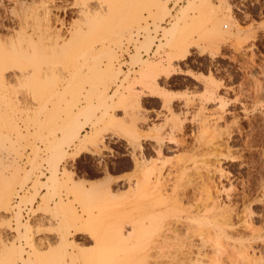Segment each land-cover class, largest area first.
<instances>
[{"label": "rangeland", "instance_id": "rangeland-1", "mask_svg": "<svg viewBox=\"0 0 264 264\" xmlns=\"http://www.w3.org/2000/svg\"><path fill=\"white\" fill-rule=\"evenodd\" d=\"M82 1L0 4V22L8 26L0 24V264H228L229 249L209 250L193 263L181 250L149 248L157 233L136 243L130 187L140 151L131 132L141 106L142 131L166 122L164 135L175 134L166 151L173 157L189 152L176 139L193 143L205 122L204 138L222 136L229 151L218 156L223 172L213 171L212 153L203 155L201 172L211 166L222 192L232 187L227 195H235L238 214L244 192L253 199L254 223L263 230L264 0H183L173 9L160 0L165 13L155 0H105L111 8L101 11L84 9ZM47 2L58 33L47 26ZM51 30L54 39L46 40ZM145 61L157 69L145 71ZM83 139L95 145L79 152ZM142 142V153L153 154L152 141ZM72 181H81L87 196L66 185ZM19 209L21 224L33 227L22 228L24 236Z\"/></svg>", "mask_w": 264, "mask_h": 264}, {"label": "bare ground", "instance_id": "bare-ground-1", "mask_svg": "<svg viewBox=\"0 0 264 264\" xmlns=\"http://www.w3.org/2000/svg\"><path fill=\"white\" fill-rule=\"evenodd\" d=\"M155 1H156L155 6L159 10L161 9L165 10L164 13L168 11L166 1L165 2H162L160 0H155ZM194 1L198 2V1H203V0H194ZM1 2L2 0H0V4ZM21 2L25 3L26 6L29 7L31 6V4H34L33 2H35V0H32L30 2L27 0H21ZM82 2L83 3H81V6L87 10L88 9L91 10L96 7V8H99L101 11V10L108 9L111 6L105 0H86L85 2L84 1ZM189 3H190L189 7H191V4H192L191 1L188 2V4ZM49 4L51 7H49L48 2L46 3V8H47V11H46L47 13H45L46 19H47L46 23L48 24L47 26L50 29H53V31H55L52 26L53 22H51L52 19L54 18H52L53 15L51 16V13H50L52 12L51 9L53 6L51 5V3ZM193 4L195 5V3ZM178 5H180V3ZM187 6L188 5L186 6L184 5V8L182 9V12L180 13V15L184 13V11L186 10L185 8ZM187 11H188V8H187ZM57 19H60V18H57ZM0 24H1V27L2 26L8 27L3 22L2 23L0 22ZM176 24H178V21H176V23L173 25L176 27ZM53 31L51 30L49 32L50 34L48 35L45 34L48 37V38L46 37V40L54 39V33L57 31L55 32ZM146 33H147V36H145V40L148 42L152 41L150 30L148 29ZM31 35H32L31 36V39H32V37L34 36V33H32ZM0 37H1V34H0ZM26 39L28 38H25V40ZM54 43H56V41H54ZM41 48L43 49L44 47H41ZM1 51L2 50L0 49V52ZM3 54H5V52H3ZM40 54H42V52H40ZM5 55H3V57H7ZM135 55L137 57H140L139 51H137ZM4 60H6V58ZM7 60L9 62L8 58ZM4 62L8 63L7 61H4ZM155 64L152 63L151 61H145L142 68L145 71L149 72V70L157 69V65ZM7 66H9V64ZM1 67L2 66H0V68ZM10 68L12 71L13 70L18 71L17 73L19 74L25 71V68H21L19 70L12 69V66ZM128 96L131 97L132 95H128ZM137 102H138V99H137ZM140 107L141 106H138L137 110L134 113L136 116L134 131L132 130L131 132V130H129L132 133V135L135 136L134 138L136 139L135 146L136 148H138V151H140L138 156L134 154L136 156L134 160L135 181L133 185L130 187L131 194L133 193V196L135 199L134 214H133L134 215L133 231L135 233L136 243L140 244V246L146 245V243L143 241V238L147 235H154L155 233H157L158 237L154 239L155 241L151 240L152 242L154 241V243H153V246H150L152 244L150 242L149 248L156 247L157 249L161 251H167V252H169L170 249H174V251H177V249L178 251L181 250L182 252H184L183 254L187 253L188 255L189 253L186 259H189L187 261H190L193 263H199L201 259L200 256H202L204 253L208 254L209 250L212 252L215 251L216 253L219 254L229 249V251L231 250L232 252V254L229 255L231 256L229 257L231 259V260L229 259L230 260L229 263L231 264H264V229L261 230L259 226L257 228L254 223L253 210L251 208V204H252L251 200L253 199H250V197H248V195L244 192V200H242L243 201L242 203L243 204V207H242L243 215L238 214V211L236 212L234 208V205L237 204L236 203L237 201L235 200L236 198L235 195L233 196L232 192L231 194L229 192L227 195V191L231 190L232 187L231 189H227V191H223L224 194L227 195L226 198L225 197L223 198L224 194L222 195L223 193L222 190L220 189L218 184L214 182L215 179L213 180V173H210V171L213 170V167H211L209 164L210 162L208 163V165L206 164L207 166H210V167L208 168L206 166L208 169L207 171L205 170L206 171L205 173L201 172V169H200L202 165L201 161L203 160L202 157L204 158L203 155L212 153L214 160L211 158L210 159L208 158L207 160H211V161L213 160V162L211 163L212 166L214 165L215 167L214 168L215 170L213 171L216 172L219 170L223 172V169L221 170L220 168L221 165L219 163L220 160L218 156L223 154L224 150L228 149L227 145L229 144L227 140L225 139L226 141H224L220 133L219 134L221 137L218 138L219 141L217 139L213 140L212 137L211 138L209 137L210 139L207 140L206 135H204L206 131L205 130L206 123L203 122L200 124L197 133H195L194 135L195 140L194 142L192 141L193 143H187L185 139L184 140L182 139L181 141L176 139V145L181 146V148L184 146H188L189 152L188 153L186 152L187 153L186 155L177 154V156L171 157L168 154H166V151L171 148V146L168 143L175 142L173 141V136L175 134L172 136V133L169 132V130L172 128H169V130L166 131V132L171 133L169 134L168 137L165 136L163 133V127H164L163 125L166 122L164 124H162V122L161 123L153 122V124H151L147 128L148 130H146V132L142 131L143 127L141 126V121L143 120V117H142L143 112H141ZM158 116L159 115L157 113L156 117ZM179 125L181 126V124ZM179 125L177 126V128L179 127ZM173 128L175 129V127ZM181 129L178 128L177 131ZM171 131L174 132L173 129ZM143 132H145L146 134ZM79 134H80V131L76 132L75 135L79 136ZM144 137L149 138L152 141L151 149L153 150V154L148 153L147 155H144V153H142V150H143L142 139ZM215 138H217V136ZM90 144L95 145V142L93 139H90L89 142L85 141L84 139L80 141L78 145L79 152L89 149ZM203 144H206V146H204ZM204 162H207V161H204ZM210 168H212V170ZM57 176H58V165H55L53 169V177L56 178ZM68 176H70V173ZM81 181L79 182V184L78 183L72 184V183H75V181L74 182L72 181L70 185L68 182H66V185L70 186V188H72L74 192L76 193L78 192V194L80 195L79 192L82 191L83 193V188H85L83 187ZM260 184H261L260 185L261 194L258 196H259V200L261 202H264V175L262 177ZM222 188L224 189V186ZM83 194L86 195V190H85V193ZM234 214H237L239 219L234 220ZM17 219H18L17 229L20 233V236L23 234L24 230L27 231V229L28 230L33 229V227L30 228L26 224L25 225L21 224L20 209L17 214ZM22 228L24 229L23 231H22ZM118 230H120L118 231L119 234L123 232L122 227ZM26 231L24 232L25 234H27ZM22 236H24V234ZM174 251L172 250V252ZM184 262H185V259H184ZM11 263L12 262H10L9 259L3 262V264H11Z\"/></svg>", "mask_w": 264, "mask_h": 264}, {"label": "built area", "instance_id": "built-area-1", "mask_svg": "<svg viewBox=\"0 0 264 264\" xmlns=\"http://www.w3.org/2000/svg\"><path fill=\"white\" fill-rule=\"evenodd\" d=\"M183 0H169V2H170V4H171V6H172V9L175 7V6H178V4L179 3H181ZM129 46H130V44H129ZM153 53V51H149L148 52V54L149 55H151ZM142 54H144V55H146V53L145 52H142ZM127 57V59H126V61L128 60V53L126 52V51H122L121 52V59H125ZM124 65L126 64V63H123Z\"/></svg>", "mask_w": 264, "mask_h": 264}]
</instances>
